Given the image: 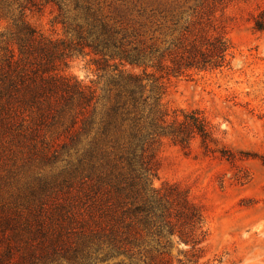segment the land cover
I'll return each instance as SVG.
<instances>
[{
    "label": "trees",
    "instance_id": "trees-1",
    "mask_svg": "<svg viewBox=\"0 0 264 264\" xmlns=\"http://www.w3.org/2000/svg\"><path fill=\"white\" fill-rule=\"evenodd\" d=\"M224 1L0 0V264H174L172 239L201 264L202 210L154 185L156 152L197 137L237 159L201 111L162 103L165 79L229 66ZM50 2L63 36L26 18ZM88 54L103 86L67 71Z\"/></svg>",
    "mask_w": 264,
    "mask_h": 264
},
{
    "label": "rangeland",
    "instance_id": "rangeland-1",
    "mask_svg": "<svg viewBox=\"0 0 264 264\" xmlns=\"http://www.w3.org/2000/svg\"><path fill=\"white\" fill-rule=\"evenodd\" d=\"M216 6L232 44L229 66L165 79L162 103L170 113L201 111L219 146L228 154L234 151L237 159L205 152L197 137L189 148L164 139L156 152L154 185L178 183L200 206L208 230L201 264H264V30L255 28L264 0H225ZM56 13L50 2L27 10L26 18L43 33L60 37ZM8 22L1 17L0 30ZM93 57L75 56L67 71L100 87L103 79H98ZM185 248L172 239L174 264Z\"/></svg>",
    "mask_w": 264,
    "mask_h": 264
}]
</instances>
